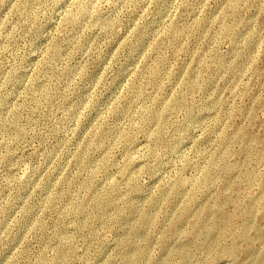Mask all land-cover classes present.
I'll return each mask as SVG.
<instances>
[{
    "label": "rangeland",
    "instance_id": "1",
    "mask_svg": "<svg viewBox=\"0 0 264 264\" xmlns=\"http://www.w3.org/2000/svg\"><path fill=\"white\" fill-rule=\"evenodd\" d=\"M0 264H264V0H0Z\"/></svg>",
    "mask_w": 264,
    "mask_h": 264
},
{
    "label": "bare ground",
    "instance_id": "2",
    "mask_svg": "<svg viewBox=\"0 0 264 264\" xmlns=\"http://www.w3.org/2000/svg\"><path fill=\"white\" fill-rule=\"evenodd\" d=\"M82 10H83V8H81ZM107 200H109V199H107Z\"/></svg>",
    "mask_w": 264,
    "mask_h": 264
}]
</instances>
